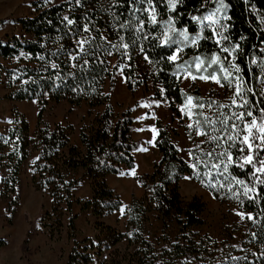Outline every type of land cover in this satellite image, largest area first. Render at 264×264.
<instances>
[{
    "label": "trees",
    "instance_id": "obj_1",
    "mask_svg": "<svg viewBox=\"0 0 264 264\" xmlns=\"http://www.w3.org/2000/svg\"><path fill=\"white\" fill-rule=\"evenodd\" d=\"M170 2H32L29 17L11 20L20 27L18 33L0 39V88L6 92L4 99L11 103L35 101L38 106L32 134L27 119L16 107H12L9 123L0 133V197L7 204V224H12L16 214L22 186L21 170L29 161L33 189L45 191L51 200V210L43 224L50 238L59 237L63 218L67 216V235L72 245L65 264H94V259H103V264H264V183L260 182L264 181V173L254 175L251 165L244 168L229 165L227 173L221 168V175L214 169L211 176L205 175L212 162H219L215 156L223 148L210 139L220 133H213L204 117L219 121L245 109L226 101L216 90L211 89L202 97L194 84L183 91L179 83L183 74L196 79L218 73L224 91L232 93L236 84H240L243 100L249 102V110L258 118V123L262 122L264 0H222L226 7L221 6V0H176L175 9L170 7ZM210 13L219 29L220 45L203 19ZM153 15L155 22L151 20ZM193 17L199 19L193 20ZM3 23L4 20L0 21V28ZM182 29H187L190 39L180 43L183 37L178 33ZM165 32L177 43L165 45ZM197 35L201 38L192 44L191 39ZM221 46L229 48L231 55L223 52ZM177 48L181 49L179 58L169 61L167 57ZM213 53L221 57L220 63L229 71H235L231 67L233 64L239 67L231 84L223 78L224 73L219 72L218 65L209 67ZM197 56L203 61L199 70ZM112 58L116 59V64L111 67ZM118 68L122 69L129 92L150 84L154 100L166 102L174 117H179L178 107L186 105L189 97L192 104L188 112L191 127L185 128L190 140L191 163L181 157L170 130L157 119L154 144L160 160L151 172L135 177L143 189V196L132 195L124 211L125 233L103 221L122 206L119 194L109 187L107 177L122 175L124 168L133 170L135 153L139 150V142L132 138L131 109L115 114L111 103L110 89ZM105 83L109 90L104 88ZM237 100L243 102L239 97ZM60 101L72 107L85 103L88 112L100 110L90 128H78L79 146L70 142L73 126L56 124L51 127L44 120L48 103ZM201 131L208 135H200ZM196 134L199 137L195 140ZM218 143L227 147L223 140ZM254 143L258 145L260 141ZM229 151L234 158L248 154L247 150L238 153L229 148ZM209 152L213 154L211 160L206 155ZM32 153H35L34 158ZM252 154L257 156L256 152ZM258 158L264 159V151L259 152ZM204 162H209V167H205ZM79 169L89 182L91 197L86 200L74 198L73 190L78 180H68L65 176ZM185 176L216 202L234 205L244 213L245 231L239 241L232 242L231 235L221 246L211 248L206 239L194 238L191 230L203 225L205 204L195 195L189 199L182 197L180 182ZM233 176L244 184H237L231 179ZM245 188L249 189L246 193ZM74 204L81 212H91L96 232L93 238H76ZM152 212L162 224L159 247L146 238L148 214ZM172 222L178 228V236L170 243L166 233ZM30 235L26 233L22 253L28 252ZM124 239L128 248L120 252L116 246ZM7 244L5 239H0V250ZM225 248L230 252L222 254Z\"/></svg>",
    "mask_w": 264,
    "mask_h": 264
},
{
    "label": "rangeland",
    "instance_id": "obj_2",
    "mask_svg": "<svg viewBox=\"0 0 264 264\" xmlns=\"http://www.w3.org/2000/svg\"><path fill=\"white\" fill-rule=\"evenodd\" d=\"M37 1L47 0H0V21L4 20L0 28V39L4 36L15 35L18 33L20 27L11 20L27 18L31 15L32 9L30 4ZM60 1V0H53ZM208 27L215 30L216 41L219 39L218 26L206 20ZM179 58V53H178ZM116 64V59L110 60L111 67ZM232 76H237L234 70H231ZM180 87L183 91L189 90L194 84L200 91L202 97L212 89L223 95L224 99L232 104V101L237 100L235 91L229 93L224 91L222 86L211 79H193L189 74H183L179 77ZM106 90L108 83H105ZM5 90L0 88V133H3L5 126L8 125L11 117L12 107H16L27 119L29 132L33 133L36 127V115L38 106L35 101H24L11 103L4 99ZM111 103L115 114H119L126 108L131 109V113H138L141 118L151 113L158 117L168 127L171 132L172 139L176 144L181 157L187 162L191 163L189 154L190 140L185 135V128L191 124L189 121L188 112L192 108L191 101L184 106L178 107L179 117H174L168 111L166 102H158L153 98V89L150 84L145 87L138 88L131 93L127 90L121 68H118L115 74V82L110 89ZM237 104H240L237 100ZM166 106L165 110H163ZM236 106V105H235ZM100 110H91L85 103L78 107L70 106L66 101L58 103L49 102L45 108L44 120L52 127L56 124L71 125L74 128L73 134L70 136V142L78 143V128L84 126L86 129L90 128L96 113ZM170 114V115H168ZM187 114V117H184ZM134 118V117H133ZM158 119V120H159ZM133 135V134H132ZM199 134L194 135V139H198ZM138 140L135 135L132 137ZM32 158L35 153H32ZM138 157L139 162V155ZM29 161L26 162L21 170L22 186L20 191L19 204L16 209L11 225L7 224L6 218V202L0 197V239L7 241V246L0 250V264H63L65 256L71 248V241L67 235V216L63 218V229L58 238H50L47 230L43 224L46 221V214L50 213L51 200L45 191H35L31 185V177L28 171ZM145 171L139 170L140 174L148 173L150 169ZM151 172V171H150ZM71 173V172H70ZM66 173L67 179L74 176L73 173ZM188 179L180 182V193L183 198L189 199L192 196H198L205 204V211L202 214L203 225L195 227L191 230L196 240L206 239L211 248L221 246L232 235L234 239L232 242H237L243 237L245 231V215L236 206L230 204H220L216 202L209 193L196 185L188 176ZM132 195L133 191H132ZM135 196V195H134ZM132 197V196H131ZM121 198V196H120ZM74 210H78L75 206ZM78 216V215H76ZM78 232L75 236L78 240L88 238L92 234L93 238L96 232L87 228V218L83 216L80 218ZM120 232L125 233V218L120 217L116 221L115 226ZM148 234L147 240L154 246L159 247L162 243V224L157 219L155 213L148 214L147 222ZM30 232L28 238V252L22 253L21 246L25 240L26 233ZM79 233V235H77ZM168 242L172 243L178 236V228L175 223L168 224L166 233ZM229 246V245H228ZM116 248L120 252H126L128 245L126 239L121 241ZM230 249L225 248L222 254L229 253ZM103 259H94V264H103Z\"/></svg>",
    "mask_w": 264,
    "mask_h": 264
},
{
    "label": "snow or ice",
    "instance_id": "obj_3",
    "mask_svg": "<svg viewBox=\"0 0 264 264\" xmlns=\"http://www.w3.org/2000/svg\"><path fill=\"white\" fill-rule=\"evenodd\" d=\"M151 2V0H149ZM221 6L226 7L223 5L221 0ZM170 7L172 9H175L176 7V0H171ZM219 12L220 9H217ZM67 19V17L65 18ZM193 20H197L199 18L193 17ZM204 20H208L211 23H216V21L213 19V14L210 13L208 16H205L203 18ZM152 22L156 21L155 15L151 16ZM69 23H72L71 20L68 21ZM202 22V21H201ZM213 34L215 35V30H213ZM178 35L180 37H183V40L180 41V43H183L185 41H188L189 35L187 32V29H182L179 31ZM201 37L197 35L195 38L191 39L192 44H196L197 40H199ZM221 39L227 40V37H222ZM217 44H221V40L218 39ZM163 43L165 45L171 46V44L177 43V40L170 37L167 32L164 33V40ZM125 48L128 47V45H124ZM238 47V46H237ZM221 50L225 53H229L231 55L229 48L221 46ZM181 51L180 48L175 49L172 55L168 56L167 59L169 61H176L178 59V53ZM145 59H148L147 56H145ZM225 59H227L225 57ZM196 60V66L199 70L201 65L203 64V61L200 57H195ZM221 57L213 53L211 57V61L209 64V67L211 65H218L219 72L224 73V79L229 82V84L232 83V72L229 71L228 68H225L222 63H220ZM232 68L235 69L236 72H239L240 69L237 65L233 64L231 65ZM215 72V70H214ZM201 79H211L215 81L216 83H220V79L218 76V73L216 74H209L208 76H202ZM195 79V77H193ZM238 79V78H237ZM247 91L251 92V89H248ZM235 95L243 100V91L241 89V86L239 83L236 84L235 87ZM189 101H191V97H189ZM233 105H236L238 107L244 108L245 111L243 112H233L231 116H225L223 120H210L209 117L205 116L204 120L211 126L213 133H220L219 135H212L210 139L213 142L217 143L218 147H222L223 150L216 153L215 160L219 162H212L210 164L209 172L205 173V175L211 176V170H216L218 175H221L223 173L229 172V165L238 166L240 168H244L245 165H251L254 168V175L255 173H264V159H259L258 155L259 152L264 151V109H260L261 111V121L258 123V118L254 115L253 111L249 110V102L247 100H243L242 103L237 104V100L232 101ZM199 107H203V105H200ZM222 107H227L226 105H223ZM223 115V114H222ZM248 117H251V119H247ZM230 121V123H229ZM236 121H239V124L236 123ZM220 125V127H217V125ZM191 127V125H189ZM200 135H208V133L201 131L199 133ZM223 140L224 144L227 145V147H224L223 145H220L218 142ZM256 140L260 141V144H255L254 142ZM229 148H234L238 153H244L247 150V155L243 156H236L234 158V154L232 151H229ZM256 152L257 156H254L252 153ZM206 155L210 158V160L213 157V154L211 152L206 153ZM205 167H209V162H204ZM259 165V167H256V165ZM193 169H196V165L194 164ZM222 168V172H221ZM259 179L258 177H256ZM231 179L236 180V183L239 185H243L244 181L236 179V177H231ZM261 183H264V181H260ZM221 187H224L225 185L221 184ZM229 190L231 191V186L229 185ZM249 189L245 188V193Z\"/></svg>",
    "mask_w": 264,
    "mask_h": 264
},
{
    "label": "crops",
    "instance_id": "obj_4",
    "mask_svg": "<svg viewBox=\"0 0 264 264\" xmlns=\"http://www.w3.org/2000/svg\"><path fill=\"white\" fill-rule=\"evenodd\" d=\"M165 107L166 106H164L163 110L166 109ZM133 117H134V124H133L134 130L132 132L133 134L132 137L134 136V133H135V135L139 139V150L135 153V167L131 171L124 168L123 174L120 176L110 175L107 177V183L109 187L112 188L116 193H118L119 196H121V202H122V206L118 212L105 217L103 220L106 224L111 225V226H115V223L116 221H118L119 217H120V220L121 218H123L124 211L126 207L128 206V204L130 203L132 191L135 197L137 198H141L143 196V189L140 183L135 179V177L142 175L140 174L139 170L145 171L144 167L147 170L150 168L152 170L153 165L160 160V155L157 149L155 148V144H154L155 139L157 137V128H156L155 122L157 119H159L158 113H156L155 115H152L151 113H149L148 115H145L142 118L138 116V113H133ZM75 145H78V146L80 145L79 140H78V143L77 142L75 143ZM138 155H139V162H138V157H136ZM71 173H73L74 176H70L68 180L70 179L78 180V184L75 186L73 190L74 198L81 199V200L89 199L91 197L89 182L84 177L83 170L79 169ZM186 179H188L187 176L183 178V180H186ZM75 206H78V205L74 204L72 206V212L73 214L78 215L75 221L76 231L78 232L79 223L82 221L80 218L81 216H83L84 219L87 218L88 220L87 228L89 230L92 229L93 232H95L94 226H93L94 219H93L91 212L90 211L81 212L79 206H78V210H74ZM125 224H126V221H125ZM77 235H79V233H77ZM88 237L91 238L92 234L89 235ZM68 253L65 256V261L63 264L66 263Z\"/></svg>",
    "mask_w": 264,
    "mask_h": 264
}]
</instances>
